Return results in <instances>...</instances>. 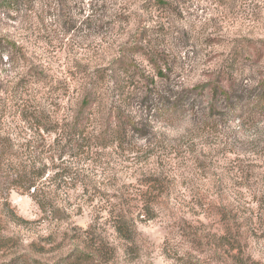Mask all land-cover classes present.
<instances>
[{
	"label": "rangeland",
	"instance_id": "374dc122",
	"mask_svg": "<svg viewBox=\"0 0 264 264\" xmlns=\"http://www.w3.org/2000/svg\"><path fill=\"white\" fill-rule=\"evenodd\" d=\"M172 1L166 0L171 12L160 10L151 20L144 0H0V39L20 49L10 63L0 48V105L47 100L52 113L70 115L80 77L106 67L141 23L157 28L149 35L166 50L167 85L187 91L192 104L185 120L170 125L145 120L151 104L138 112L131 102L136 130L123 145L48 161L42 180L48 191L58 169L78 171L56 182L61 220H45L28 194L11 190L8 201L27 222L0 225V236L14 243L0 252V264L23 257L26 264H52L96 242L117 249L112 264H180L179 251L201 264H264V115L236 121L209 93L234 41L264 38V0ZM246 60L241 71L255 80L252 87L264 76V59ZM109 103L102 100L91 130ZM152 180V208L140 214V195ZM121 211L133 218L136 234L129 254L110 222Z\"/></svg>",
	"mask_w": 264,
	"mask_h": 264
},
{
	"label": "trees",
	"instance_id": "16d2710c",
	"mask_svg": "<svg viewBox=\"0 0 264 264\" xmlns=\"http://www.w3.org/2000/svg\"><path fill=\"white\" fill-rule=\"evenodd\" d=\"M3 2L7 5L16 3L17 0ZM169 8L166 0H144L141 6L142 11L150 16L151 20L160 10L171 12ZM156 29L141 23L131 40L120 47L106 67L80 77L77 81L80 100L70 115L62 117L52 113L49 111L47 100L35 103L15 101L14 104H9L10 107L5 102L0 105V225L6 222L22 225L27 222L15 213L8 201V194L13 189H21L28 194L45 220H61L62 211L55 200L60 185L56 182L64 183L71 176H76L78 171L75 169L76 172L73 173V169H69L64 172L65 168H57L59 171L49 180L50 185H54L53 189L48 191V187L42 182L48 174V161L61 160L65 155L78 159L84 154L88 155L91 149H107L114 144L123 145L127 135L130 132L135 133L136 130L132 121L131 102L136 104L138 112L146 109L148 103L152 105V110H149L152 115L145 119L150 122L161 119L162 122L173 125L187 118L192 105L187 102L188 92L167 85L169 64L166 50L149 35ZM0 48H3L4 54H8L10 63L20 52L14 42L4 39H0ZM136 57L150 68L153 77L136 62ZM250 57L255 60L264 59V38L236 39L217 65L215 84L209 87L212 98L220 99L223 105L230 109L231 116L240 122L254 121L264 115V76L258 78L255 85L250 87L248 82L255 80L247 81L243 75L244 71H241L246 58ZM155 78H158L160 85ZM102 100L110 102L109 106L107 105L105 112L91 130L90 119L96 114ZM51 135H56L52 143L48 140ZM90 142L94 146H91ZM155 181L146 183L148 188L140 195L143 199V205L139 209L137 207L140 214L147 207L152 208L149 204L153 203L147 197L154 194L152 182ZM132 221L133 218L124 211L111 213L110 222L116 236L130 245L125 247L124 252L127 254L131 251L136 235ZM13 246L11 238L0 236V252ZM115 251L117 249L107 243H89L51 263L112 264ZM177 260L180 264H201L188 252L179 251ZM28 262L29 260L23 257L18 264Z\"/></svg>",
	"mask_w": 264,
	"mask_h": 264
}]
</instances>
